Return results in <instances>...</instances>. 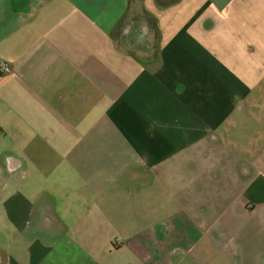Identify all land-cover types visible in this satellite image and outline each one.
<instances>
[{"label": "crops", "instance_id": "0c3cea01", "mask_svg": "<svg viewBox=\"0 0 264 264\" xmlns=\"http://www.w3.org/2000/svg\"><path fill=\"white\" fill-rule=\"evenodd\" d=\"M3 65L0 264H264V0H0Z\"/></svg>", "mask_w": 264, "mask_h": 264}, {"label": "rangeland", "instance_id": "374dc122", "mask_svg": "<svg viewBox=\"0 0 264 264\" xmlns=\"http://www.w3.org/2000/svg\"><path fill=\"white\" fill-rule=\"evenodd\" d=\"M9 133H10V130H9ZM10 136H11V134L9 135L8 134V139L6 140L5 138H4V136H0V146H3V144L4 145H6L7 147H10L12 144H11V140H10ZM23 137H25V136H23ZM4 139H5V141H4ZM4 142V143H3ZM77 235H78V233L77 232H71L70 233V236H71V239L72 240H74L73 238H77ZM188 256H191V255H188ZM215 258H218V259H220L219 260V262H216L215 264H227L226 263V261L225 260H223L224 258H223V256L222 255H220V254H215ZM189 259H190V257H189ZM181 264H193L192 263V261H189L188 259L187 260H185V262H182Z\"/></svg>", "mask_w": 264, "mask_h": 264}, {"label": "built area", "instance_id": "2783aa9c", "mask_svg": "<svg viewBox=\"0 0 264 264\" xmlns=\"http://www.w3.org/2000/svg\"><path fill=\"white\" fill-rule=\"evenodd\" d=\"M9 71V68L6 65L0 66V72L6 73Z\"/></svg>", "mask_w": 264, "mask_h": 264}]
</instances>
